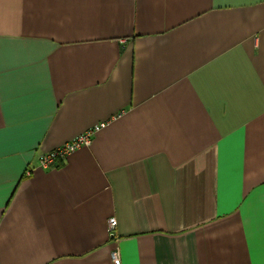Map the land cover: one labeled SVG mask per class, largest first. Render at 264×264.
Wrapping results in <instances>:
<instances>
[{"label": "crops", "instance_id": "crops-1", "mask_svg": "<svg viewBox=\"0 0 264 264\" xmlns=\"http://www.w3.org/2000/svg\"><path fill=\"white\" fill-rule=\"evenodd\" d=\"M116 251L264 264V0H0V264Z\"/></svg>", "mask_w": 264, "mask_h": 264}, {"label": "built area", "instance_id": "built-area-1", "mask_svg": "<svg viewBox=\"0 0 264 264\" xmlns=\"http://www.w3.org/2000/svg\"><path fill=\"white\" fill-rule=\"evenodd\" d=\"M103 124H96L91 128L87 129L85 132L73 138L60 146L44 153L40 160L39 165L41 168H48L52 164L56 163L59 160L66 158L72 151L79 149L83 146H88L92 142V138L94 137L95 133L100 130ZM117 219L116 217H111L109 219V228L110 231L116 228ZM113 259L116 264H120L119 252L116 251L113 253Z\"/></svg>", "mask_w": 264, "mask_h": 264}]
</instances>
